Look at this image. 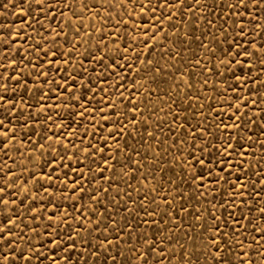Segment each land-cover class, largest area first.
<instances>
[{
  "label": "rangeland",
  "instance_id": "obj_1",
  "mask_svg": "<svg viewBox=\"0 0 264 264\" xmlns=\"http://www.w3.org/2000/svg\"><path fill=\"white\" fill-rule=\"evenodd\" d=\"M0 264H264V0H0Z\"/></svg>",
  "mask_w": 264,
  "mask_h": 264
}]
</instances>
